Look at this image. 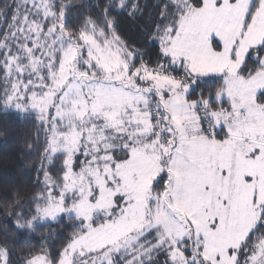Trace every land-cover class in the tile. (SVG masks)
Masks as SVG:
<instances>
[{"label":"snow or ice","instance_id":"snow-or-ice-1","mask_svg":"<svg viewBox=\"0 0 264 264\" xmlns=\"http://www.w3.org/2000/svg\"><path fill=\"white\" fill-rule=\"evenodd\" d=\"M12 113L35 190L0 210L63 241L24 264H264V0L5 2Z\"/></svg>","mask_w":264,"mask_h":264},{"label":"trees","instance_id":"trees-1","mask_svg":"<svg viewBox=\"0 0 264 264\" xmlns=\"http://www.w3.org/2000/svg\"><path fill=\"white\" fill-rule=\"evenodd\" d=\"M5 2L10 0H0V6ZM87 2L94 3L95 0ZM124 24L125 34L134 38L136 34L131 30L132 26L128 21ZM36 132V126L30 120L21 119L15 113L0 114V199L4 195L10 198L12 191L17 189L22 190L26 197L35 190L34 167L38 164V158L35 149L30 153L28 145L33 144ZM13 229L12 219L7 218L3 210H0V241L7 239L8 246L12 249L13 264H24L23 258L38 248L42 238L52 232V229L43 228L37 234L28 236L15 233ZM59 231H63V228ZM48 243L58 249L63 241L53 234L49 236Z\"/></svg>","mask_w":264,"mask_h":264}]
</instances>
